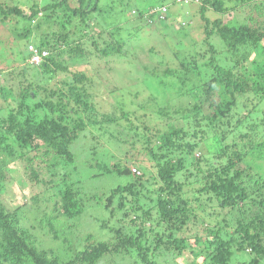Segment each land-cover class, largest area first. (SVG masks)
Listing matches in <instances>:
<instances>
[{
	"label": "trees",
	"instance_id": "16d2710c",
	"mask_svg": "<svg viewBox=\"0 0 264 264\" xmlns=\"http://www.w3.org/2000/svg\"><path fill=\"white\" fill-rule=\"evenodd\" d=\"M24 1L31 4L30 14L0 2V25L15 17L29 25L18 42H26V56L23 51L16 55L26 64L9 74L12 83L4 75L7 85H0V264H112L115 259L120 264H161L156 257L162 251L172 248L181 255L190 247L180 235L189 222L205 226L204 236L194 237L204 259L193 264H264V73L247 69L244 57L234 56L233 66L225 68L214 64L211 56L212 74L206 82L176 90L179 96L189 95L191 106L174 116L156 112L184 125L153 129L147 111L157 103L153 93L158 96L166 90V81L146 72L139 55L146 51L153 56L152 47L144 49L143 37L136 38L146 30L160 31V25L168 22L169 5L141 11L128 4L126 12L121 3L112 1L128 27L123 22L118 27L117 21L105 33L100 0ZM226 1L230 0H202L200 45H207L216 56L210 43L214 36L233 54L252 41L260 43L264 60V33L243 25L229 27L219 18L226 13ZM194 3L198 0H173L172 5ZM163 7L166 12L160 18L154 10ZM39 14L42 21L34 26L37 33L32 32L31 22L40 20ZM213 15L218 18L212 22ZM72 20L75 26L70 28ZM47 24L53 28L41 30ZM92 28L102 32L86 50ZM29 44L49 52L39 66L28 62ZM63 56L67 61L61 60ZM124 62L138 77L123 69ZM92 63L98 65L95 70L90 66L84 69L88 73L74 72L58 90L40 87L35 72L50 76L65 73L70 65ZM98 84L104 91L114 90L111 101H102L106 108L92 94ZM129 87L135 98L142 97L138 106L142 114L127 109L124 98L132 94ZM111 144L146 150L141 162L138 158L139 169L131 167L140 175L115 161L111 169L103 166L102 175H129L131 181L91 192L82 186L76 166L97 155L105 159ZM17 164L24 168L25 184L42 190L22 205L9 206L5 201L16 183L9 168ZM92 170V177L101 175L99 168ZM99 209L105 219L96 217ZM88 217L97 224V233L88 231L90 222L81 224ZM99 230H106L105 239Z\"/></svg>",
	"mask_w": 264,
	"mask_h": 264
},
{
	"label": "rangeland",
	"instance_id": "374dc122",
	"mask_svg": "<svg viewBox=\"0 0 264 264\" xmlns=\"http://www.w3.org/2000/svg\"><path fill=\"white\" fill-rule=\"evenodd\" d=\"M15 1L16 0H0V2L6 4L9 7L18 6L22 12H24L25 14H30L31 4H28L24 0H19L20 2L17 3H15ZM112 1H118L119 3H121V6L125 9L126 12L128 9V4L129 6L140 8L141 11H143L144 9H148V7L151 6L156 7L161 3H166L165 5H169L167 13L168 22H164L162 25H160V31L157 30L156 32L150 34V32L146 30L144 35L141 32V34L136 38L137 40L138 38L143 37L144 42L142 41L140 46H142L144 49L149 50L152 47L151 50L153 52V56L148 57L146 51H143L142 54L140 53L139 55L141 61L143 63H146L145 65H147L148 70L146 72L152 75L153 78L157 77L161 81H166L167 84H165L166 90L162 92L161 95L157 96L153 93V96L156 98L157 103L153 105V110H151L150 112L147 111L149 113V117H151L150 122L153 129L161 128V130L164 131L167 130V127H169L170 125L179 127H182L184 125L180 119L175 120L170 117L169 121V117H166L164 113L174 116V112H178L179 110L184 108L187 109L191 106L192 99L189 97V95H186V93H182L179 96L178 93H176V90L182 89L183 92V89L187 90L192 87L196 88L206 82V80L212 74V69L209 66V58L211 56L214 58V64L217 63L225 68H231L233 66L234 56L238 58V60H242L241 58L244 57L245 61L248 62L246 66L247 69L252 67L254 68V70L262 71L264 73V60L261 57V50L259 46L260 43L259 45H254L252 41H248L245 46L239 48L238 53L233 54L230 53V51H228L226 47L224 48V44L220 38L214 36L212 39H210V43L217 52L216 56L214 54H210L207 45H203V47L200 45V41L204 39V27L198 13L199 7L202 4V0H198V3H194V5L190 6L178 4L172 5L173 0H164L163 2H161V0H100L99 7L105 17L102 26V29L105 30V33H109L111 30H113L114 25L110 24L120 21V25H118L119 27L126 23V20H121V17H123L121 15L122 13L120 9L117 8V5L115 6ZM225 7L227 9L226 13L222 14V16L219 17L224 22V24L229 27L236 28L243 25L247 26L250 30L257 33H264V0H230L225 2ZM211 12L212 8L209 7V9L207 10L208 16L212 14ZM40 17L41 14L38 15V18L40 20L34 19L31 22V29L33 30L32 32H36L34 31V26L36 25V23L40 24V22L42 21ZM216 18L218 17L216 15H213L210 21L213 22ZM21 20V18L15 17L13 19H10L9 21H6L5 25H0V68H2L0 70V85H7L4 80V75H8V80L12 83L13 81L12 78L9 77V74L17 73V69L26 64V61L20 62L16 60V55H18L21 51H23L24 56H26V53L24 52L26 42H18L21 40V37H19V35L21 33H25L24 28L28 27L29 25L28 23L26 24ZM93 20L95 19L91 18V21ZM170 21H172V23H169ZM182 21L190 23V25L188 26ZM122 22L123 24H121ZM104 25L110 26L104 27ZM74 26L75 20H72L69 27L73 28ZM182 26L184 27L182 28ZM41 27V30L45 28H53L51 24H47V27ZM126 27H128L127 23ZM136 28L139 29V27ZM180 29H182L183 32H180ZM59 30L60 28L58 29L55 27V31ZM50 31L51 30H49V32ZM101 32V30L96 28H92L90 30L88 35L89 37H87L84 46L86 50L91 48V43L93 40L99 41L98 34H100ZM228 52L230 53V55ZM61 60L67 61V57L63 56ZM90 66L91 70H95L98 65L96 63L88 65L85 64L83 66L82 64L74 66L70 65L68 66V71H66L65 73L55 72V74L50 76H43L41 71H39L38 69L35 72H37V75L41 80L39 84L40 87L46 88L48 90H58L64 89L63 83L71 81L74 72L88 73V70L84 71V69H87ZM121 66L123 67V69L127 68L129 70H132V67L127 66L125 62L121 64ZM164 71L169 72L167 78H164V76L162 75ZM134 72L137 74L136 71ZM136 77H138V74L136 75ZM168 83L169 85L175 84L176 87L171 90V88L168 86ZM96 88L97 89L92 91V94L98 97V105L106 108L107 105H102V101L104 99L111 101L112 96L110 95L114 93V90L110 87H106L104 91L102 86H100L99 84L96 85ZM129 89L131 90L132 94H130L129 96L127 95L124 98L125 101L128 102H126L127 105H129L127 109L135 112L136 115L142 114L143 111L141 109H138L142 97H140L139 95L138 98H135L133 96L134 91L130 87ZM100 92H103L102 95ZM146 95H148V92H146ZM115 101H117V97L112 100V103H115ZM107 109L111 110L109 106L107 107ZM156 112L164 113L160 116L159 114H156ZM85 141L87 142L91 140L87 139ZM132 148L130 149L129 147H126L123 149H117L116 146L114 147V145L111 144L108 146L109 154L105 156V159L103 158L102 160H100V156L97 155L89 158V160L82 162L81 164L78 163V165L76 166L78 168V179L80 180V182H82V186L88 187L91 192H103L105 190H109L110 188L123 186L130 182L132 177L129 175H102L103 173L101 169L106 165L107 168L111 169L115 161L122 162L125 165L127 164L130 170L132 166L139 169L138 158L141 162V160H143L144 156L146 155V150L141 149L140 146L139 148L137 146L133 149ZM92 167H95L97 169L99 168V171L97 170V172L101 175H97L95 178L92 177V175L95 174L92 170ZM255 168H257V166H255ZM9 170L13 173L12 178L16 180V183L14 184L15 186L13 188V191L10 192L11 194L7 195L5 201L7 205H22L29 201L36 192L42 190L41 186L39 188H36L32 187L31 185L25 184V180L27 178L24 173V168H19L18 164L17 167L13 166L11 167V169L9 168ZM43 187L45 186L43 185ZM186 187L189 188L190 186ZM96 212L97 211H95V213ZM102 212L103 211L99 209V214L96 215V217H98L99 219H105L102 218V216H104ZM220 217L221 216L219 215L218 218ZM89 218L90 217L83 218L84 221L81 224H88L90 222V229H88V231L90 230V232L92 231V233H97V224L95 222H92V220ZM204 228L205 226L201 227L196 223L189 222V225L184 230H182L183 232L182 234H180L181 237L188 240L185 241L187 242V247L190 243V247H188L189 250H185L181 255H177V252L173 251L172 248H170V251H162V254L157 255V253H155V256L157 255L156 259L158 260V262H160L161 264H193L196 262L201 263L204 259V256L200 257V255L198 254L197 247L194 246V237L196 235L204 236ZM99 234L105 239L107 232L106 230H99ZM180 235L176 236L180 237ZM115 262L116 263L112 264H120L117 263L118 259H115Z\"/></svg>",
	"mask_w": 264,
	"mask_h": 264
},
{
	"label": "built area",
	"instance_id": "2783aa9c",
	"mask_svg": "<svg viewBox=\"0 0 264 264\" xmlns=\"http://www.w3.org/2000/svg\"><path fill=\"white\" fill-rule=\"evenodd\" d=\"M182 1H184L185 3L189 2V0H175V2H178V3L182 2ZM154 11H155L156 14L160 15V18H162L163 17L162 15L166 12V8L163 7L161 9L154 10ZM28 51L30 53V58H29L28 62L30 64H33V65H36V66H39L42 63L43 59L48 54L46 51H42V52L38 51V49H36L33 45H29ZM133 172H135L137 175H139L138 171L134 170Z\"/></svg>",
	"mask_w": 264,
	"mask_h": 264
},
{
	"label": "clouds",
	"instance_id": "9594fccd",
	"mask_svg": "<svg viewBox=\"0 0 264 264\" xmlns=\"http://www.w3.org/2000/svg\"><path fill=\"white\" fill-rule=\"evenodd\" d=\"M29 45H32V44H29ZM28 47H29V46H28ZM40 52H42V51H40ZM46 52H47V51H46ZM47 53H48V54H47V56H46L45 58H47V57L49 56V52H47ZM45 58H44V59H45ZM44 59H43V60H44ZM28 60H29V59H28ZM134 170H136V171H138V172H139V170H137L136 168H133V169L131 170V171H132L131 174H133V175L135 176V175H137V174H136L135 172H133ZM139 175H140V172H139Z\"/></svg>",
	"mask_w": 264,
	"mask_h": 264
}]
</instances>
